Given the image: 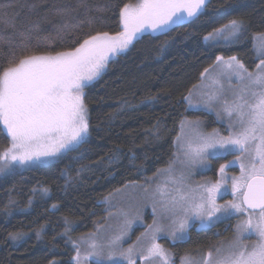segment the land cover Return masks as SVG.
Segmentation results:
<instances>
[{"label": "snow or ice", "instance_id": "6c2138e0", "mask_svg": "<svg viewBox=\"0 0 264 264\" xmlns=\"http://www.w3.org/2000/svg\"><path fill=\"white\" fill-rule=\"evenodd\" d=\"M76 8H84L87 15V0H77ZM209 8L211 0H129L112 9L117 30L110 32L95 30L92 18L84 31L82 22L70 23L75 8L52 5L47 11L65 21L57 27L55 39L63 41L72 34L66 47L54 45L47 37L41 40L39 23L20 29L7 9L0 11V24L11 29L0 35V134L7 140V147L0 150V175L45 165L79 150L90 135L86 89L145 33L195 24ZM224 14L230 12L226 9ZM244 27L242 21L231 19L204 40L212 46L237 43ZM253 45L259 60L255 72L236 56H217L211 71L205 68L200 74L202 83L207 79L214 87L207 92L189 91L184 97L190 108L215 111L218 119L226 118L228 134L215 129L204 132L199 119L180 121L175 141L180 155L158 172L163 186L157 183L149 193L154 219L144 234L145 242L123 247L131 220L127 212L116 208L109 215L123 216L124 221L114 235L101 239L91 234L72 242L75 264H137V257L148 264H169L167 252L157 243L161 235L183 242L190 240V222L198 220L202 228L233 218L238 220L233 240L226 247L209 249L198 264H264V33L253 38ZM227 156L235 159L219 166V179L192 184L194 167H207L212 159ZM234 166L240 174L229 179L226 169ZM229 192L232 199L219 203L218 198ZM70 231L69 225L64 235ZM252 236L255 241L249 244ZM9 238L18 242L23 234L9 233ZM181 264L197 262L183 257Z\"/></svg>", "mask_w": 264, "mask_h": 264}, {"label": "trees", "instance_id": "16d2710c", "mask_svg": "<svg viewBox=\"0 0 264 264\" xmlns=\"http://www.w3.org/2000/svg\"><path fill=\"white\" fill-rule=\"evenodd\" d=\"M123 2L129 0H87L86 15L84 8H76L77 0H0V11L7 9L20 29L39 23L41 40L47 37L54 45L66 47L72 34L63 41L55 39L57 27L65 21L47 11L52 5L75 8L70 23L82 22L84 31L92 18L95 30L111 32L117 30L112 9ZM226 9L229 15L224 14ZM231 19L243 22L242 38L230 46L207 45L204 36ZM10 31L0 24V35ZM260 33H264V0H211V8L195 24L145 34L111 62L86 89L87 142L50 165L0 178V264H73L72 242L105 222V197L145 183L173 161L181 120L204 118L211 128H220L210 115L188 110L184 97L217 56H236L254 71L258 60L252 39ZM5 147L7 140L0 134V150ZM222 161H213L216 169ZM151 223L147 213L144 226L133 231L130 242ZM69 225L71 231L64 235ZM234 228L235 220H227L207 229H191L190 240L162 241V245L172 254L173 264H180L183 257L200 260L209 249L230 241ZM9 233H21L23 238L13 242Z\"/></svg>", "mask_w": 264, "mask_h": 264}, {"label": "rangeland", "instance_id": "374dc122", "mask_svg": "<svg viewBox=\"0 0 264 264\" xmlns=\"http://www.w3.org/2000/svg\"><path fill=\"white\" fill-rule=\"evenodd\" d=\"M145 34H151V33H145ZM154 34H160V32H157V33H154ZM254 37H256V36H254ZM205 43L207 45H209V46H212L210 43H208L206 41H205ZM234 44H236V43L227 44L226 45L225 42H221V43H219L217 45L230 46V45H234ZM252 47H253L255 56H256V58L258 60L257 53H256V50H255L254 45H253V39H252ZM258 63H259V60H258ZM209 70L211 71V68H209ZM255 70H256V68H255ZM255 70L252 71V72H255ZM233 86H235V85H233ZM213 87L214 86H213V84L211 83L210 80L204 79L203 83H202V77H201V80H200L199 84H197L196 87H194L191 91L192 92H196L197 89H200L201 92H207V91L211 90ZM225 87L227 88L228 85H226ZM185 102H186L188 110L194 111V112H202V113H205L207 115H210L212 117V119H213L212 123L213 124L216 123V125L220 126V128H211V122L210 121H208L207 119H204V118H197V119L200 120L201 125H202V130L204 132H212L215 129V130L219 131L221 133V135H225L226 136L228 134L227 119L226 118L218 119L215 111H205V110L190 108L188 106L187 101H185ZM188 120H196V119H188ZM179 134H180V125H179V133H178V135ZM174 146H175V153H174L173 161L176 160L177 155H180V153L178 152L176 143H174ZM215 159L223 160L222 161L223 163H221V164H224V163H227V161H229V160L235 159V157L227 156L226 158H214V159L211 160L210 164L207 167H201V166L194 167L192 169V175H191L192 184L195 185L197 183H205V182H208V181L215 182L217 179H219V177H220L219 167L216 169V166L213 163V161H215ZM56 161L50 162V163L45 164V165L32 166L30 168H19L16 171H23V170H26V169L43 167V166L50 165V164H52V163H54ZM176 167H177V169H179L180 165L177 163ZM226 172H227V176H228L229 179L232 176H239V174H240V170H239L238 166H234L232 168L226 169ZM157 174H158V172L154 176H152L150 179H148L143 184L129 185V186L125 187V188L120 189L121 193H116V191H114L113 193H111L107 197H105V199L102 202L104 204L105 208H106V211H107V216L105 218V222L103 224H101L100 226H98L93 233H90V234H87V235H85L83 237H80L79 239L76 240V242L88 237L91 234H96L101 239H106V238L110 237L111 235H114L116 230L120 227V225L123 224L124 217L123 216H118V215H115V214L110 216L109 212L115 213L116 212V208H120L123 211L128 213V218L131 220V224H130V227H129L128 234L125 237L124 242H123V247L125 249H127L130 245H139L141 243H144L145 242L144 234L146 233V231L148 229V226L145 227L143 232L137 237V239L134 242H130V239H131V235H132L133 231L136 228L144 226V219H145V215L147 213H149L152 216V223H153V219H154V214H153V210H152L153 209V201L150 198L149 193H151L157 187V183L161 184L162 186H163V183H164V178L158 176ZM8 175H10V174H8ZM8 175H0V178L8 176ZM145 188L148 189V192L144 191ZM114 193L116 194V198L115 199L112 198V194H114ZM229 199H232V196H231L230 192L223 199H219L218 198V202L219 203H223L224 200H229ZM113 204L116 205L115 208L112 207ZM157 219H158V217H157ZM233 219L235 220V227H236V225L238 223V220L236 218H233ZM227 220H232V219H222L219 222H223V221H227ZM219 222H216V223H219ZM207 228H209V227L205 226V227L201 228L200 227V221L197 220V221H194V222H190L189 232H190L191 229L202 230V229H207ZM234 231H235V228H234ZM233 238H234V236H233ZM233 238L230 241H232ZM162 241H168L170 244L181 243V241L173 242L170 237H167V236H164V235H161L158 238V240H157V243H159L165 249V251L167 252L168 257H169V264H173L172 254L162 245ZM230 241L225 242V243L221 244L220 246L226 247L229 244ZM254 241H255V236H252V237H250L248 239L247 242L249 244H251ZM136 259H137V264H148V262L140 259L139 257H137ZM193 260L195 262H197V264H198V262L201 259L200 260L199 259H193ZM73 264H75V261H73ZM84 264H88V262L85 261ZM125 264H126V262H125ZM180 264H181V261H180Z\"/></svg>", "mask_w": 264, "mask_h": 264}]
</instances>
